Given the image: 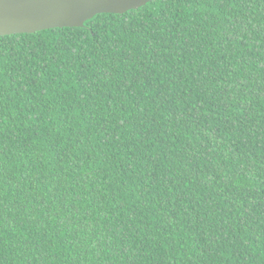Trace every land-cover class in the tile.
I'll list each match as a JSON object with an SVG mask.
<instances>
[{"label": "trees", "instance_id": "trees-1", "mask_svg": "<svg viewBox=\"0 0 264 264\" xmlns=\"http://www.w3.org/2000/svg\"><path fill=\"white\" fill-rule=\"evenodd\" d=\"M0 264H264V0L1 36Z\"/></svg>", "mask_w": 264, "mask_h": 264}, {"label": "water", "instance_id": "water-1", "mask_svg": "<svg viewBox=\"0 0 264 264\" xmlns=\"http://www.w3.org/2000/svg\"><path fill=\"white\" fill-rule=\"evenodd\" d=\"M156 0H0V37L82 28L99 14H125Z\"/></svg>", "mask_w": 264, "mask_h": 264}]
</instances>
